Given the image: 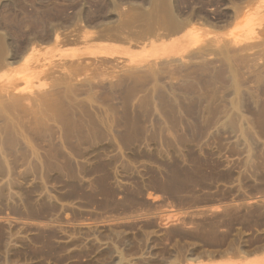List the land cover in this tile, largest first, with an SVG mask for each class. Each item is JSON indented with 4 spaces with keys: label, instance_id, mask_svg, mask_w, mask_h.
Wrapping results in <instances>:
<instances>
[{
    "label": "rangeland",
    "instance_id": "1",
    "mask_svg": "<svg viewBox=\"0 0 264 264\" xmlns=\"http://www.w3.org/2000/svg\"><path fill=\"white\" fill-rule=\"evenodd\" d=\"M0 264H264V0H0Z\"/></svg>",
    "mask_w": 264,
    "mask_h": 264
},
{
    "label": "bare ground",
    "instance_id": "2",
    "mask_svg": "<svg viewBox=\"0 0 264 264\" xmlns=\"http://www.w3.org/2000/svg\"><path fill=\"white\" fill-rule=\"evenodd\" d=\"M56 39L58 38V35H56V37H55ZM31 52V51H30ZM32 53V52H31ZM29 55H30V53H26V55H24L23 57H22V59H20L21 60V62H23V64H27L28 63V61H30L29 60ZM44 64V63H43ZM26 67H28V66H26ZM38 67V66H37Z\"/></svg>",
    "mask_w": 264,
    "mask_h": 264
}]
</instances>
